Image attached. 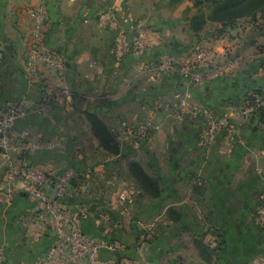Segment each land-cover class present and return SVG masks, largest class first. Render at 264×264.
I'll return each mask as SVG.
<instances>
[{
    "label": "crops",
    "instance_id": "obj_1",
    "mask_svg": "<svg viewBox=\"0 0 264 264\" xmlns=\"http://www.w3.org/2000/svg\"><path fill=\"white\" fill-rule=\"evenodd\" d=\"M44 4L47 23L38 45L64 64L63 71L45 63L35 72L26 69L35 42L29 13L37 3L0 0V98L49 90L60 75L68 82L72 104L59 101L51 105L46 117L29 116L18 127L23 147L17 148L29 159L30 144L51 143L54 151L46 159L61 160L60 170L75 169L77 180L61 207L69 221L100 245V264H264V228L257 223L255 200L261 186L252 148L264 139L260 126L264 123L259 125L245 114L243 104L252 89L244 85V77L260 70L257 56L250 60L221 53L216 60L195 63L191 71L206 76L201 83L178 71L164 75L155 66L165 52L187 66L193 49L168 41L167 34L173 32L194 33L170 0H44ZM141 29L153 31L147 49L140 53L134 46L132 53L122 54V35L130 36L135 45ZM211 36L203 33L204 42H212ZM235 85L240 87L231 89ZM188 95L199 109L227 118L226 127L207 135L208 122L202 114L170 124L165 114H179L177 98ZM101 110L109 131H122L123 135L113 134L115 144L121 146L143 145L131 128L153 117L158 126L151 137L153 153L146 157L137 149L135 156L143 168L151 164L148 175L161 180L159 197L145 196L128 175L117 185L119 193H129L119 207L114 204L115 196L111 200L101 195L111 191L112 162L119 157L109 153L86 119L88 113ZM157 117L165 121L156 122ZM162 144L170 150L174 144L178 148L166 159L158 150ZM182 158L185 166L180 169L176 163ZM155 159L162 165L169 160V168L164 166V170ZM0 168L2 182L5 164L1 155ZM151 203L168 209L169 215H150ZM40 208L39 202L21 192L8 206L0 198V243L7 248L3 264H36L53 244L51 223L37 217Z\"/></svg>",
    "mask_w": 264,
    "mask_h": 264
},
{
    "label": "built area",
    "instance_id": "obj_2",
    "mask_svg": "<svg viewBox=\"0 0 264 264\" xmlns=\"http://www.w3.org/2000/svg\"><path fill=\"white\" fill-rule=\"evenodd\" d=\"M37 5L29 13L33 25L34 44L30 51V58L26 62V67L30 72H35L39 64H47L54 70L63 71L64 64L54 59L49 53H46L43 48H40L38 42L44 36L47 13L45 11L44 0H34ZM153 31L150 29H141L138 33L136 43L131 40L127 34H123L120 38V46L122 54L132 53L134 46L140 53L145 51L150 44ZM228 36H219L221 42ZM218 38V39H219ZM257 48L255 44L254 49ZM209 54V53H208ZM206 52L195 50L189 54V62L187 66H181L179 60L174 55L164 56L155 66V70L164 75H170L177 71L183 75L190 76L192 80L201 83L206 78L200 73H193L191 65L208 63L209 58ZM263 65L258 72V76H262L264 81V59ZM147 70V69H146ZM145 70V71H146ZM195 74V75H194ZM40 104L32 111L26 103H20L8 107L0 115V149L4 153H8L12 146L20 147L23 143L22 138L15 140L10 134L16 125L22 124L29 116L36 114L38 117H46L50 110V100L54 97H61V101L65 104H72L73 92L64 80L63 75H60L58 81L53 83L49 90L42 91ZM254 104L245 106V114L254 115L260 107H264V92L258 95H253ZM49 98V99H48ZM39 103V101H38ZM180 109L178 119L187 115L198 117L204 115L208 122L206 134H215L223 130L228 120L225 117L216 118L215 115L208 110H202L194 106L191 97L185 96L180 100ZM181 111V113H180ZM151 127V124H146L141 127V132L146 131ZM51 144V143H49ZM7 159V167L5 165L4 180L0 182V198L5 206L11 205L14 196L21 192L22 194L35 198L41 204L38 210V219L44 223H51V231L54 235V242L48 248L47 252L37 261L36 264H71L78 262L80 264H100L98 255L100 245L97 241L83 232L79 225L72 223L67 218V212L62 209L61 205L68 196H71V187L73 182L77 180V172L75 170H67L64 175L55 178L52 173L34 168L32 165L23 162L21 165H16L14 158L11 155L5 156ZM21 162L20 160L18 163ZM1 169V168H0ZM128 191L121 192L119 197L120 203H124L128 198ZM7 258V248L4 243H0V264H3Z\"/></svg>",
    "mask_w": 264,
    "mask_h": 264
},
{
    "label": "rangeland",
    "instance_id": "obj_3",
    "mask_svg": "<svg viewBox=\"0 0 264 264\" xmlns=\"http://www.w3.org/2000/svg\"><path fill=\"white\" fill-rule=\"evenodd\" d=\"M170 3L173 5L175 4L176 8H180L181 9V16L182 18H186L187 21V25L190 27L195 25V22L197 21H202L203 23V32L199 33V36L195 35V33L193 32H189V33H170L167 34V38L168 41L170 40L172 46H174L175 42L178 41L180 42V44L183 45H191L193 46V49L190 51V53L194 52L195 50H200L201 52H206L208 54V58L211 60V58L213 57L215 60L218 58L219 54L223 53L225 55L229 54L228 56L230 58H232L234 55V57H243L245 56V59H248L250 57L251 58H255L257 56V60L260 59H264V18L261 16V14H258L255 18V20H253V18H249V17H244L239 19L236 23H235V30L231 29L229 31H227L226 29H224V25L219 24L217 22H215L214 18V6L209 3L206 2V0H170ZM185 20V19H184ZM191 20V22H190ZM190 29V28H189ZM236 34L235 36L233 35V32ZM230 32L232 33L231 35H233V37H229L227 39H224L225 41L221 42L220 38L218 36H228V34H230ZM202 33V35H201ZM203 33L205 34H210L212 35V42L206 43L203 40ZM219 39H218V38ZM217 38V39H216ZM250 41V42H249ZM257 45V48H253L255 47V44ZM248 44V47L247 45ZM169 46H171L169 44ZM190 46V47H191ZM169 48V47H168ZM253 48V49H252ZM167 52H165V56L168 55L166 54ZM171 55V54H169ZM232 56V57H231ZM247 68H248V62L246 63ZM246 65H244L243 67H246ZM27 69V67H26ZM262 76H258V74L256 73H252L250 75H246L244 77V85H248L249 87L253 86L254 80H261L263 81V79H261ZM243 78H240V80ZM21 86L20 83L17 84V87L19 88ZM240 86H234L231 89H237ZM241 89V88H240ZM242 90V89H241ZM247 90V89H244ZM42 91L41 92H36V93H29V91H25V93L23 95H19L17 97H3L0 98V115L5 111V109H7L8 107H11L13 105L16 104H20V103H26L28 105V108L31 109L32 111L34 110V108H36V106H38V104H40L41 100H43V98L41 99L42 96ZM261 94V93H260ZM61 97H54L53 100H50V104L52 106H57L59 105L57 102L61 101L60 99ZM185 97H180L177 98L178 99V103L180 105V100L184 99ZM41 99V100H40ZM49 99V98H48ZM147 99V98H145ZM167 100L169 98H166ZM175 99V97H174ZM74 100V99H73ZM148 100V99H147ZM244 100V98H243ZM39 101V103H38ZM170 101V100H169ZM104 102V101H103ZM102 101H100L99 103L104 104ZM128 106L132 107L135 105L134 104H129ZM181 110V109H180ZM179 111V109H178ZM103 110H101L100 112L97 113V116L101 119L104 118L103 117ZM181 113V111H180ZM34 116H37L35 113L32 114ZM178 115L177 114L175 116V114H168L166 113L165 116L168 119L169 123H178L180 124L181 121L186 118L183 117L181 119H178ZM161 116H164V113L161 114ZM170 116V118H169ZM175 116V117H174ZM174 117V118H172ZM252 118V120H254L255 122H258L260 125V118L257 115H251L250 116ZM88 120V118H86ZM164 117H157L156 118V122H163ZM146 124H151V127L146 131V133L141 132V127L146 125ZM156 123H154V119L149 118L146 120H143V123L139 124L136 128L132 129L131 131L134 132L133 136H135V139L138 140L137 138H140V140H143L144 144L140 145V146H136V145H119L118 144V148L117 150L114 151H122V155L118 153H115L114 151H111L109 153H113L116 155H118L119 157H116L113 159L114 165H113V178L111 179V181H113V186H111V191H109L110 193L108 194H101L103 197L106 196L107 198H110L112 200V197L115 196V205L117 207H119L120 200L119 197L121 195V191L119 193L117 185H119L120 183L122 184L123 181H125L126 178H128V176H131V171H130V164L131 163H138L139 165H141V161L140 160H136V156L135 153L138 149V151H140V153H144V156L148 157L149 154L153 153V145H151V137L158 131V126L155 125ZM20 125H16L15 128L12 129L11 131V138L13 139L15 137V135L20 134V131L18 129ZM180 126V125H179ZM262 127H264L263 125H260ZM258 131V130H257ZM260 132V131H258ZM52 133V131H51ZM113 134L116 136V134L118 135H123L122 131L117 130L116 132H113ZM164 137V136H163ZM264 137V135L262 136ZM18 138H22L21 134L18 136ZM148 138H150L148 140ZM165 138V137H164ZM15 139V138H14ZM18 140V139H17ZM263 138L259 139V143L256 146H253L252 148H254V150L256 151V173H257V184L258 186H261V191L259 192V194H257V197L255 198L257 203V223H259L260 225H262V227L264 228V143L263 142ZM19 143H14V145H18ZM20 145V144H19ZM139 145V144H138ZM18 147V146H17ZM15 148V146H12L8 153H4L2 151V149H0V155L1 158L3 160V163L6 165L7 167V161H6V157L8 155H11L15 161L16 165H21L23 164V162H26L30 165H32L34 168L37 169H41L47 172L52 173V175L55 178H59L60 176L57 175L58 171H61L62 173L64 171L67 170H75L74 168H69V169H62L60 170L59 167H61V160H58L56 157L53 160H47L46 157L49 156L48 154L53 152L54 149H52L53 145L49 144V145H44V146H40L38 144H30L28 146V150L27 152L30 153V158H23L20 154V152L18 150H20V148ZM23 147V146H21ZM48 150H44L47 149ZM57 148V146L55 147ZM171 150L169 149V147L166 144H162V145H158V150H160V153L166 156V159L169 158V154L170 152L174 151L175 148H178V146L176 144L172 145ZM16 149H17V153H16ZM134 149V150H133ZM148 151V152H146ZM121 152V151H120ZM42 155V157L39 159H32L33 156L35 155ZM47 153V154H46ZM46 155V156H45ZM152 157V156H151ZM21 161L18 163V161ZM38 161H41L38 162ZM129 161V162H128ZM149 162V161H147ZM156 164H160L161 168L164 169V166L166 169L169 168V160L168 162H164L163 161V165L161 164V162L159 163L158 160L155 159ZM151 163V159L149 164ZM253 162H251L252 164ZM255 163V162H254ZM177 166L181 169L183 168V165L185 164L184 159L182 158V160H178L177 161ZM185 166V165H184ZM141 167L143 168V166L141 165ZM145 168V169H144ZM144 170L145 172L148 174V169L151 170V164L150 166L147 167V165H144ZM64 170V171H63ZM165 170V169H164ZM128 175V176H126ZM81 178H79L80 180ZM133 180V178H132ZM116 185V186H115ZM119 193V194H118ZM99 194H96L94 196V198H97V200L99 199ZM97 196V197H96ZM35 199V198H33ZM105 199V198H104ZM36 200V199H35ZM37 201V200H36ZM121 208V207H120ZM117 208V209H120ZM157 208L155 211L153 209ZM116 209V208H115ZM115 209L112 210V212H115ZM121 210V209H120ZM148 212L150 213V215H155V216H168L169 215V210L165 209V208H160L155 207V205L153 203L150 204V207L147 209ZM124 211V209H122V212ZM156 212V213H155ZM155 213V214H153ZM159 213V214H158ZM114 216V215H113ZM260 217V218H259ZM150 232V231H149ZM158 232V231H157Z\"/></svg>",
    "mask_w": 264,
    "mask_h": 264
},
{
    "label": "trees",
    "instance_id": "obj_4",
    "mask_svg": "<svg viewBox=\"0 0 264 264\" xmlns=\"http://www.w3.org/2000/svg\"><path fill=\"white\" fill-rule=\"evenodd\" d=\"M206 2L211 3L214 6V20L215 22L224 25V29L227 31L233 29L236 25L235 23L244 17L253 18L255 20L258 14L264 18V0H206ZM194 33L199 36L201 30H203L202 21L195 22L192 26ZM263 60L257 61V67H262ZM244 83V82H243ZM251 92L245 94V99L243 100L244 106H249L254 104L253 95H258L264 92V81L254 80L253 86L249 87ZM254 88V89H253ZM261 123H264V107H260L259 110L255 112ZM88 121L92 125L95 134L102 141L105 147L111 151L117 150L118 145L114 142V136L105 126L104 121L101 120L97 114L88 113ZM117 152V151H114ZM131 176L135 183L139 186V189L143 191L145 196H150L157 198L161 195V180L154 179L148 175L145 170L136 163L130 164Z\"/></svg>",
    "mask_w": 264,
    "mask_h": 264
}]
</instances>
